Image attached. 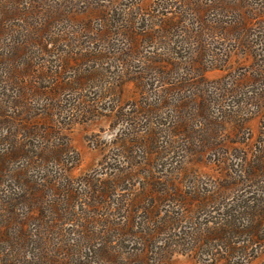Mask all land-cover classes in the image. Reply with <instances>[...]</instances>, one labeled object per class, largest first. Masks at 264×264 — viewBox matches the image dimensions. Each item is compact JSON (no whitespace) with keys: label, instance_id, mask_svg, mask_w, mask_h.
Listing matches in <instances>:
<instances>
[{"label":"rangeland","instance_id":"1","mask_svg":"<svg viewBox=\"0 0 264 264\" xmlns=\"http://www.w3.org/2000/svg\"><path fill=\"white\" fill-rule=\"evenodd\" d=\"M0 117L55 124L74 161L50 173L86 225L57 253L31 229L33 264H264V0H0Z\"/></svg>","mask_w":264,"mask_h":264},{"label":"trees","instance_id":"2","mask_svg":"<svg viewBox=\"0 0 264 264\" xmlns=\"http://www.w3.org/2000/svg\"><path fill=\"white\" fill-rule=\"evenodd\" d=\"M89 74L86 75L87 78L92 76ZM19 92H21L19 96L23 97L22 90ZM14 101H18V97ZM3 116L10 117L11 115L4 113ZM48 116H51V113H48ZM19 126L24 133L0 134V199L3 201V204H0V264H33L27 256L28 253H31L32 248L28 251L25 242L33 237L30 233L31 229L35 231L40 226L39 229L43 232L44 224L51 223L52 228L49 230L52 232L53 242L58 246L55 251L57 253L59 250H64L61 248L67 246L65 245L67 244L65 242L67 234L63 232L66 223L74 221L77 226L86 225L85 221L79 223L82 218L79 217L81 215L74 204V201L77 200V191L73 188L71 181L61 173L59 182H55L57 177L53 178L54 175L50 173L51 168L55 166H61L63 172L66 173L65 171L69 168L68 162L71 164L74 162L70 158L65 159L61 153L62 146L68 149V144L61 143L63 137L59 133V127L53 123L38 121L36 124H32L28 120ZM152 133L150 134L152 139H149L147 144L148 147L155 144L154 139L157 133L155 131ZM138 142L140 143L141 139ZM51 162L53 165L47 164ZM149 166L148 172H151L154 165L149 163ZM41 167L43 169H40ZM36 168L40 169L41 173L37 172ZM10 169L14 173L16 188L2 180L3 174L5 177V174L10 173ZM40 179L43 180V183H39ZM12 188H14V192L10 194ZM6 190H8L7 194H5ZM101 192L102 195L96 198V202L89 203L91 212L95 215L105 207L107 200L106 192ZM14 195L18 196L14 197ZM30 195L33 197H29ZM23 198L36 205L37 214L33 213L32 216H27L20 208H15L14 201ZM252 215L250 216L252 217ZM148 217L151 218V216ZM232 218V221H229L230 227L232 222L235 223L236 215H233ZM262 219H264L263 215L259 217V220ZM97 221L93 219L87 223L94 225ZM241 229L243 231L239 232L257 238L256 231L259 228L252 227L251 229L244 226ZM249 240L252 241L250 238ZM255 240L254 242H256ZM114 258L118 260L116 253Z\"/></svg>","mask_w":264,"mask_h":264}]
</instances>
